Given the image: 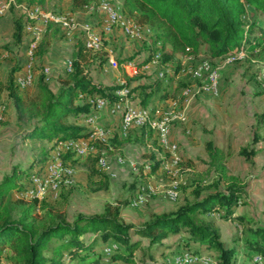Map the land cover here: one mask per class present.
I'll list each match as a JSON object with an SVG mask.
<instances>
[{
	"label": "trees",
	"instance_id": "obj_1",
	"mask_svg": "<svg viewBox=\"0 0 264 264\" xmlns=\"http://www.w3.org/2000/svg\"><path fill=\"white\" fill-rule=\"evenodd\" d=\"M15 1L43 7L46 0ZM118 1L125 17L150 29V44L154 50L149 51L147 57L136 64L137 68L150 63L157 54H160V66L172 62L179 54L195 56L199 54L201 46L205 47V55L211 61L243 48L249 61L264 63V27L260 26L257 19L245 20L247 8L264 16V0ZM91 2L70 0L69 4L73 11H82ZM9 12L12 14L11 43L0 46V49L10 51L12 45L18 51L22 49L26 56V19L23 14L16 15L13 8ZM52 29L51 38L47 40L45 37ZM255 30H258L257 35L254 34ZM116 32L114 30L113 33ZM63 37V32L54 24L46 26L34 53L38 66L42 65V57L52 44ZM186 49L189 51L186 52ZM99 53L87 50L82 41L78 40L70 58L72 70L59 78L56 91L48 85L43 70L38 74L34 67L31 89H20L16 84V74L23 67L19 59L20 62L17 61L8 70L5 82H0V93L5 94L7 102L2 107L6 122L13 119L16 128L22 132L21 140L31 141L35 151L38 150L27 170L19 165L13 166L0 180V264H66V258L67 264H137L135 252L142 251L140 263L155 262L157 247L171 251L168 264H175L174 258L184 253L199 258L207 257L215 264H235L238 248L224 244L218 226L206 216L215 215L221 208L218 214L220 220L242 225L247 220L244 215L236 214L235 208L244 194V187L235 177L227 176L221 163L222 152L212 141H206L204 145L209 158L208 166L218 172L220 181L224 182V190L219 189L220 182L205 188L198 183L191 198H186L175 210L153 214L139 225L126 223L122 219V205L106 204L99 214H80L70 221L64 213L43 201L14 197V194L20 195L27 190L31 177L35 173L40 174L49 163L56 146L71 140L86 139L92 134L93 131L85 125L75 122L92 113L86 98L99 97L112 103L118 99L116 92L127 89L129 93L137 92L141 108H149L159 92L157 79L153 81L154 84H139L130 88L133 82L144 77L142 75L132 78L123 75L124 83L116 86L95 83L89 74L90 67L96 65L98 60L100 68L108 64V55L100 60ZM117 62L123 64L129 61ZM258 88L260 93H264L259 82ZM80 94L85 96V101L79 100ZM160 97L161 101L168 98L166 95ZM254 119L252 143L255 145L264 141V112L255 115ZM150 141H153L157 151L160 150L152 131L142 127L130 129L125 138L114 133L107 143H94L98 150H105L109 154L117 152L124 144L146 146ZM155 153H151L148 158L157 159ZM239 153L247 158L255 154L244 148ZM87 158L93 161L99 175L110 180L97 168L96 157ZM78 159L70 152L64 153V161L70 166ZM159 166V162H155L151 171ZM128 203L132 205V202ZM242 233L245 235L243 241L237 240L241 244L242 253L253 254V264H258L254 261L256 257L264 264V225L248 226L242 229ZM170 236H179L180 239L164 243ZM143 239L148 240L146 247H143ZM207 251L213 252L215 256H208Z\"/></svg>",
	"mask_w": 264,
	"mask_h": 264
},
{
	"label": "rangeland",
	"instance_id": "obj_2",
	"mask_svg": "<svg viewBox=\"0 0 264 264\" xmlns=\"http://www.w3.org/2000/svg\"><path fill=\"white\" fill-rule=\"evenodd\" d=\"M69 1L46 0L43 8L54 14L73 18L80 26H89L100 34L101 31L97 30L99 27L97 13L91 8L99 0H92L88 8L76 11L77 15L71 9ZM111 3L118 9L121 8L118 0H112ZM15 11L19 15L22 14L19 9H15ZM86 14L90 15L91 23L84 24L80 21V18ZM254 19H257L262 28L264 27V16L255 13L251 8H247L245 20L252 21ZM44 30H41L38 43L43 38ZM257 31L255 30L254 34L257 35ZM49 32L45 37L47 40L51 38L53 29ZM62 32L67 45L65 48L67 53L70 46L75 45L83 37V33L77 27ZM31 34L32 31L25 28L24 37L26 40ZM150 38L146 33L141 34L136 39H128L123 35L113 33L107 37V40H103L102 45L106 50L101 49L93 52H100L98 54L100 60L105 58L104 55L112 53L115 60H127L137 64L147 57L149 51L154 50V47L150 44ZM204 48V46H201L199 54L193 56L195 58L193 63L188 60V54L176 55L177 57L172 62L164 66L159 65V59L156 64L153 63L155 61L150 62L151 65L138 74L144 77L133 82L130 87L134 88L139 84H154L153 81L159 80L160 90L154 96L148 110L151 112L157 110L160 114L173 111L175 114L181 115L182 120L176 119L170 122V130L177 128L175 132H178L180 137V141L175 140L174 142L171 140L173 144L179 147L181 153V155L178 154L181 158L177 166L170 167L171 154L161 149L158 152L159 156L156 155L157 159L150 160L148 158L151 153L156 152L153 141L148 142L145 149L137 144H124L117 152L107 153V156L109 159L121 158L126 162L125 164L130 161V166L134 167L135 170L125 172L118 176V179L116 178L111 182L96 172L90 158L75 160L72 166L74 174L70 183L61 184L57 194H48L43 202L56 211L64 213L70 221L80 214L85 216L99 214L106 204L112 206L122 205L121 217L126 223L142 224L153 214L175 210L184 203L186 198H191V193L195 186H198V183H201L200 187L205 188L220 182L218 187L221 191L224 190V182L220 181V175L214 168L210 169L208 166L209 158L204 145L206 141H212L213 145L222 152L223 159L221 163L227 176L235 177L238 183L244 187V194L238 203V207L235 208V212L244 215L247 221L239 225L236 222L220 220L218 214L221 213V208L215 215L206 216V218L213 219L215 225L218 226L221 241L224 244L238 248L239 252L235 264H253L254 255L243 254L240 249L241 244L237 243V240L243 241L245 235L242 233V229L256 224L264 225V141L255 145L252 143L254 117L264 112V93H260L257 81L260 64L259 62L249 61L247 58L225 62L224 57L220 62L213 63L205 55ZM6 51L8 54V58H5V60H8L7 63L2 65L4 59H0V76L2 80H5L10 67L16 64L19 58H22L16 48L13 51L0 49V56ZM204 61L209 62L213 69L217 70L218 86L216 95L201 90L203 80H193L188 73L189 67L197 68ZM33 62V67L40 74L43 66L40 64L38 66L35 60ZM99 63L98 60L96 65H93L96 68L94 69L91 66L89 69L90 74L92 71L96 72L92 77L95 83L103 84L104 82L114 86L124 83H120L121 79L125 81L121 77V71L116 70L118 74L108 64H105L107 70L103 69L104 66L98 68ZM56 66V69H53V71L48 70L47 73L50 75L47 82L53 91H56L58 87L59 78L65 76L66 73L62 64ZM150 77L153 79L147 81ZM186 89L190 91L187 95H184L183 92ZM136 94L137 92H131L128 99L139 101ZM1 95L2 93H0V179L6 173H9L13 166L19 165L27 170L30 161L37 155L38 151H35V145L31 141L23 142L21 140L22 132L16 128L13 119H10L9 123L6 122V114L2 107L7 102L5 94ZM164 95L168 98L161 101L160 96ZM173 102H176V110L171 105ZM86 117H82L75 122L85 125L90 131L94 130L97 134L108 130L107 126L99 125V122H101L100 116L97 115L98 119L94 120L93 125L86 123ZM150 117L158 120L159 114ZM92 127L96 129L92 130ZM242 148L246 149L247 152H255L254 156L247 158L240 155L239 152ZM132 154H135L138 159L135 161L130 160L129 156L131 157ZM155 162H159L160 167L165 166L157 174L153 173L158 168L151 171ZM144 167L151 171L150 178H144L143 173L146 170ZM172 189L178 192L176 200H171L167 195L169 190ZM18 196V194H14V197ZM128 202H132L133 205ZM248 218L251 219V222H248ZM179 239V236H170L164 243L175 242ZM142 244L143 247H146L148 240L143 239ZM141 253V250L134 253L137 264H168L171 259V251L165 247H157L155 262L140 263ZM206 253L208 256H215L211 251ZM65 263H68L67 258Z\"/></svg>",
	"mask_w": 264,
	"mask_h": 264
},
{
	"label": "built area",
	"instance_id": "obj_3",
	"mask_svg": "<svg viewBox=\"0 0 264 264\" xmlns=\"http://www.w3.org/2000/svg\"><path fill=\"white\" fill-rule=\"evenodd\" d=\"M112 0H99L91 8L95 10L99 17L101 25L100 34L92 30L89 26H80L75 22L73 18L64 17L59 14H54L51 11H46L40 5H28L27 3H17L15 0H0V16L6 12H9L11 8L19 9L26 19V26L28 30L32 31L31 36L26 40V55L30 61L33 60L34 53L36 51L38 41L41 37V30L45 29L49 23L54 24L61 31L73 30L76 27L83 33V37L80 39L87 50L97 51L103 48V40L113 34L114 30L120 31L124 36L131 39H136L141 34H150V29L146 26L136 24L132 19L125 17L121 10L115 7ZM89 6L85 7L88 8ZM189 49H186L188 52ZM188 60L190 63L194 62V57L188 54ZM246 58V53L243 48L234 50L228 53L224 59L225 62H233ZM159 55H155L153 60L157 62ZM189 63V64H190ZM260 64L258 82L261 90H264V63ZM63 69L66 73H70L72 70V60L66 59L63 63ZM108 66L115 70H120L121 73L127 77H134L139 74L137 65L133 62H125L118 64L112 53L108 54ZM31 66L28 67V72L17 78L16 84L20 89H27L33 84V74L30 71ZM188 72L193 80H203L201 90H204L213 95L217 94L218 76L217 70L213 69L209 62H202L197 68H188ZM43 73L47 74L48 70L43 68ZM190 90H184V95H187ZM129 90L122 89L116 92V96L119 101L116 103H109L107 99L99 97H88L86 101L90 104L92 113L86 117V123L93 125L94 120L97 119V115L107 108H110L111 113L118 115L120 118V130L119 134L125 138L130 129L146 127L151 130L155 138L157 139L159 148L163 151H167L171 154L170 167H175L179 164L180 158L178 155V147L173 144L170 139V122L179 119L182 120L180 114L175 112H166L160 114L157 110L151 112L148 108H141L139 101H130ZM84 95L78 96L79 100H84ZM122 99L124 101H122ZM122 103H124L122 105ZM111 105V106H110ZM176 110V102L171 104ZM159 114V119L155 120L150 116ZM93 128V127H92ZM96 129V128H94ZM93 130V129H92ZM110 132H99L98 134L92 132V134L86 139L71 140L66 143L59 144L52 150L51 160L41 170L40 174H34L30 181L27 190L20 194L18 197L25 198L29 201H43L48 194H57L61 184H69L74 174V170L69 163L64 161V153L70 152L75 158L85 159L88 156L96 157L97 168L104 172L110 180L117 178V173L112 170L109 163V158L105 150H98L95 145V141H99L102 144L107 143ZM106 135H108L106 137ZM156 154L159 156V150L155 149ZM118 164H123L124 160L121 158L116 159ZM165 167V166H163ZM132 170H135L132 167ZM171 200H176L178 192L174 189L169 190L167 193ZM140 199V197H139ZM133 205V203H132ZM135 205V202H134ZM258 264H263L259 257L254 259ZM175 264H215L211 259L207 257L192 256L191 253H184L181 256L174 258Z\"/></svg>",
	"mask_w": 264,
	"mask_h": 264
},
{
	"label": "crops",
	"instance_id": "obj_4",
	"mask_svg": "<svg viewBox=\"0 0 264 264\" xmlns=\"http://www.w3.org/2000/svg\"><path fill=\"white\" fill-rule=\"evenodd\" d=\"M13 12L16 15H19L15 11V9H13ZM75 12L76 11H74V14H75ZM76 15H77V12H76ZM83 17H85V18H83ZM97 20H98V23H99V27H98L97 30L101 31V25H100V22H99V17H98ZM80 21H82L84 24H87V23H91L92 19H91L89 14L88 15L86 14V15H83L82 18H80ZM11 33H12V14L10 12H6V13H4V14H2L0 16V45L11 43ZM115 34H119L120 36L123 35L120 31H117V33H115ZM125 38H127V37H125ZM64 39H65V37H63L61 40H58V41L54 42L53 45L49 48V51L42 57V66H43V68H46L49 71H53V69H56V67H57L56 65L62 64L65 61L66 58H71V55H72V52H73V49H74V45L70 46V50L66 53L65 52V48L67 47V45L65 44L66 41ZM106 40H107V38H106ZM107 44H109V43H107ZM9 49H10V51H13L15 48H14V46L10 45ZM204 51H205V48H204ZM19 52L22 55V58H19V60H22L23 67H22L21 71L16 74V80H17V78L25 75L28 72V67L29 66H31V68H30L31 73L34 74L33 73V66H34L33 60L34 59L30 61L29 57L27 55L26 56L24 55V52H23L22 49H20ZM0 57H1L0 59H2V60L4 59V61H2V65H5L7 63V61H8V60H5V58H8L7 52H4V54H2ZM221 59L222 58L213 59L212 61H213V63H218V62L221 61ZM153 61L154 60L152 59L151 62H153ZM153 63L156 64L157 62H153ZM150 65L151 64L148 63L147 65H145V66H143L141 68H138L139 69V73L141 71H143V70H146ZM93 68L95 69L96 67L93 66ZM103 69L107 70L108 68L106 69L105 66H104ZM118 71L120 72V70H118ZM94 73H96V72L92 71V73L91 74L89 73V74H90L91 77H93ZM154 76H155V74L153 75V77ZM45 77H46V80L48 81L50 75L49 74H45ZM121 77L123 78V74L121 75ZM5 79H6V76H5ZM150 79H153V78L150 77V78L147 79V81L150 80ZM33 80H34V75H33ZM0 82H2V83L5 82V80H2L1 76H0ZM122 82H124V81L121 79L120 83H122ZM103 84L104 85H110V84L104 83V82H103ZM118 101H119V98L115 102H112L111 104L116 103ZM122 101H124V100L122 99ZM123 104L124 103H122V105ZM98 116H100V118H101L100 119L101 122H99V125H102L104 127L107 126V128H108L107 131L111 132V133H109V135H110L109 137L113 136L114 133H117L120 137H122L119 134L120 118H119L118 115H115V114L111 113L110 108H107L106 110L101 111L98 114ZM97 119H98V117H97ZM91 129H94V128H91ZM175 130H177V128H172L171 129V132H170L171 137H170V139L173 140L174 142H175V140L180 141L179 140V138H180L179 134H178V132H175ZM145 148H146V146H143V149H145ZM178 152H179L178 154L181 155V153L179 151V147H178ZM129 158H130V160H133V161L138 159V157H136L135 154H132V156L131 157L129 156ZM109 163L111 165L112 170H115L116 173L118 172L117 173V179H118V176H121L123 173H125V172L128 173L129 171H132V167L130 166V164H131L130 161L127 162V164H125L126 162H124L123 164H118L117 161H116V157H115V158H110L109 159ZM144 168L146 169V170H144V173H143V175L145 176L144 178H147V177L150 178L151 171H149L147 167H144ZM162 169H163V167L158 168L157 171H155L153 174H157V172L161 171ZM6 174H8V173H6ZM153 177H154V175H153ZM153 177H151V178H153ZM110 181L112 182L114 180H110Z\"/></svg>",
	"mask_w": 264,
	"mask_h": 264
}]
</instances>
